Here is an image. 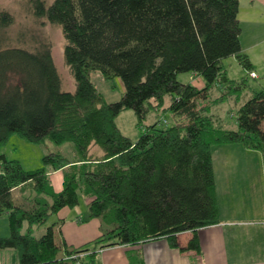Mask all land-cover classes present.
Returning <instances> with one entry per match:
<instances>
[{"label":"trees","instance_id":"trees-1","mask_svg":"<svg viewBox=\"0 0 264 264\" xmlns=\"http://www.w3.org/2000/svg\"><path fill=\"white\" fill-rule=\"evenodd\" d=\"M27 8L38 26L61 32L75 89L64 90L53 42L33 28L16 38L25 27L12 33L17 18L0 9V147L14 136L32 145L68 143L76 161L50 153L42 168L26 171L0 155V217L11 231L0 249H15L20 264H96L98 249L163 238L198 252V232L220 224L213 148L241 144L264 160V91L240 105L237 131L217 127L213 115L246 86V78H228L224 61L253 69L242 51L239 0H30ZM97 72L122 82L121 101L106 102L91 79ZM180 74L202 77L205 87L179 82ZM217 87L228 92L212 100ZM127 110L139 125L157 110L179 121L149 126L133 142L115 124ZM58 170L60 193L48 174ZM80 193L90 199L89 219L101 222L97 240L77 249L56 242L59 222L39 239L21 233L77 207ZM184 233L190 239L182 247Z\"/></svg>","mask_w":264,"mask_h":264},{"label":"crops","instance_id":"crops-1","mask_svg":"<svg viewBox=\"0 0 264 264\" xmlns=\"http://www.w3.org/2000/svg\"><path fill=\"white\" fill-rule=\"evenodd\" d=\"M239 3L242 51L252 64L251 73H255L257 77L253 78L245 71L236 58L227 61L238 64L243 70L244 76L240 80H230L239 82L246 78L242 96L246 93L245 97L249 99L253 94L264 91V0H239ZM189 75V84L200 89L205 87L202 77ZM249 79L261 81L259 89L249 88ZM242 96L235 99L233 94L232 97L217 103L216 107L228 100L235 101L236 106L241 105ZM168 105L169 103L166 107ZM153 113L159 117V121L167 120L169 116V113L163 110ZM172 119L173 124L179 121L173 115ZM213 163L220 224L198 232V252H183L180 248L172 247L169 241L163 238L133 246L98 249L96 264H264L262 154L241 144L218 145L213 148ZM48 174L55 192L60 193L64 186L63 171H49ZM89 200L80 193L77 207L63 208L56 218L49 221L46 231L50 225L59 222L54 228L56 242L65 241L69 247L77 249L101 237L100 220L89 219ZM23 229L24 234L30 233L37 239L46 233L38 226L30 228L27 224ZM10 234L8 217H0V238H8ZM189 239V233L179 235L180 245L185 246ZM64 257L61 252L60 258ZM0 264H20L18 252L15 249H0Z\"/></svg>","mask_w":264,"mask_h":264},{"label":"rangeland","instance_id":"rangeland-1","mask_svg":"<svg viewBox=\"0 0 264 264\" xmlns=\"http://www.w3.org/2000/svg\"><path fill=\"white\" fill-rule=\"evenodd\" d=\"M29 1L30 0H0V9L10 11L16 16L17 24L14 27L12 33L17 32L20 25L25 27L17 32L16 38L28 35L30 31L35 29V31L41 32L44 37L53 42V56L59 71L63 75L64 90L73 91L75 89V83L64 64V40L62 34L58 29L53 28L50 25H45L43 27L38 26L29 14L27 8ZM48 1L52 2L53 0ZM224 67L228 72L229 79L240 80L244 76L241 67L236 63H232V61L225 60ZM189 76V74H180L178 75V81L183 84H189ZM91 79L107 103H116L121 101L124 94V86L119 79L106 80L99 72L93 73ZM247 82L249 88L252 87L255 89H259V84L261 83V81H253L251 79H249ZM226 92H228L227 89L217 87L212 91V99L219 98ZM245 96L246 93L241 98V104L244 103L246 99H248ZM238 106L240 107V105ZM238 106L235 105V101L233 100L220 103L213 111L216 126L226 131H237L238 126L236 127V124L237 111L239 109ZM167 120H169L167 121L168 123H164L163 119L159 121V117H156V114L150 112L147 116V119L144 120L141 125H139L138 117L134 111L127 110L122 112L115 119V124L124 136L128 137L133 142H136L147 131L149 126L159 123L158 127L160 129H167L170 127L173 124L172 115L169 114V116H167ZM94 150L97 151L98 149L95 148ZM50 153H59L69 160L76 159V153L73 151L72 146L68 143L64 145H55L49 141H46L41 145H32L25 140L14 136L7 146L0 147V155H5L9 160L20 161L26 171H34L42 168L44 157ZM28 195L29 193H27L25 196L27 197ZM46 227L47 225L40 227L42 228L43 233H45ZM22 233L24 234V229L22 230Z\"/></svg>","mask_w":264,"mask_h":264},{"label":"built area","instance_id":"built-area-1","mask_svg":"<svg viewBox=\"0 0 264 264\" xmlns=\"http://www.w3.org/2000/svg\"><path fill=\"white\" fill-rule=\"evenodd\" d=\"M251 76H252L253 78H256V77H257L255 73H251Z\"/></svg>","mask_w":264,"mask_h":264}]
</instances>
